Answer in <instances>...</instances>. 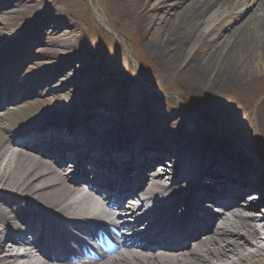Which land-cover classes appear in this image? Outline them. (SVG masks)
I'll use <instances>...</instances> for the list:
<instances>
[{
	"label": "bare ground",
	"instance_id": "6f19581e",
	"mask_svg": "<svg viewBox=\"0 0 264 264\" xmlns=\"http://www.w3.org/2000/svg\"><path fill=\"white\" fill-rule=\"evenodd\" d=\"M230 1L232 6L237 4L232 14L243 13L234 25V21L228 23L231 28L227 36L223 34L229 36L227 40L225 37L226 41L221 42L220 36L215 37L212 47L197 62V73L206 86L223 79L227 82L231 65L249 46L264 48V0H166L164 5L155 0L152 3L156 6L150 8H155L158 14L155 20L162 22L171 12H176L172 23L178 26L171 28L170 33L177 35L175 32L182 31L180 23L184 26L187 23V16L188 20L194 19L204 11L224 8ZM3 13L0 7V18ZM182 13L185 18L180 21ZM215 15L201 20L209 26L219 18ZM212 30L202 32L211 34ZM178 44L181 45L179 58L186 45L183 41ZM16 87L5 93L15 91ZM57 93L54 99L62 104L45 97L44 92L10 103L0 99V264H264V173L255 175L252 165L239 159L238 154L221 152L218 143L226 141L223 136L206 130L195 121L196 114L191 113L192 119L184 115L181 121L173 122L174 131L169 137L160 136V140L158 126L164 118L159 116L158 106L153 103L142 108L128 106L112 92L99 97L102 108L106 111L110 108V112L98 113L90 125L89 118L75 115L78 110L66 116L65 112L75 107L77 101L70 97V102H64L63 95ZM138 109L141 112L136 114ZM124 113L123 119L116 120L115 115ZM107 116H112L115 122L106 124ZM138 120L142 127L135 124ZM61 126L65 129L56 136L55 131ZM23 133L30 134L25 137ZM113 135L122 145L133 149L116 167L111 161L121 154L109 144ZM149 138L150 142H145ZM82 139L85 144L80 150ZM140 149H145L143 158L139 156ZM98 153L103 154L100 159ZM109 157L112 158L108 160ZM137 160H141L136 172L137 187L128 185L125 191L121 190L116 179L124 174L122 169L133 170ZM201 162L203 176L217 181L226 204L219 205L216 192L210 193L208 204L199 196V191L206 190L196 187L198 178L192 172H199ZM85 165L89 167L85 169ZM257 166L264 168L262 164ZM144 170H148V175ZM92 175L97 176L96 181ZM188 176L195 181H187ZM95 184L101 190L108 189L113 207L102 206L103 196L95 194ZM210 185L211 182L203 186ZM176 196L194 210L190 211L186 225L173 234L167 227L171 224L169 209L175 205ZM128 198L139 201V205L131 202L127 212L117 213L116 209L124 207ZM138 209L143 213L133 224L122 221L123 214L132 217ZM79 215L99 220L112 246L101 250L96 243L79 240L71 234V229L83 232L84 226L80 224L82 228H79L67 216ZM207 220H211L212 228ZM211 229L212 233L207 235ZM184 233L193 236L190 243L183 242L187 238ZM154 234L155 239L146 245L148 240L144 239ZM30 235H38V239L31 242ZM163 235L174 238L172 244L165 245ZM66 240L76 249V255L67 254ZM20 248H23L21 252ZM90 251L97 254L89 256Z\"/></svg>",
	"mask_w": 264,
	"mask_h": 264
},
{
	"label": "rangeland",
	"instance_id": "374dc122",
	"mask_svg": "<svg viewBox=\"0 0 264 264\" xmlns=\"http://www.w3.org/2000/svg\"><path fill=\"white\" fill-rule=\"evenodd\" d=\"M153 1L0 0V7L5 11L0 18V46L7 42L4 58H0V80L6 83L1 86L2 90L5 92L9 89L14 78H17L26 83L16 95H9L11 101L21 95L30 97L41 92L45 97L53 98L55 103L62 104L59 99H54L57 92L63 95L61 100L64 102L80 98L87 100L83 104L78 103L80 109L73 107L69 110V115L78 110V114L75 113L78 116L107 115L110 108L107 111L102 108L99 97L111 94L109 92L116 93L128 106L139 105L142 108L153 103L158 106L159 116L166 118L164 129L162 124H158L159 132H164V136L169 134L172 122H179L184 115L191 119L192 112L188 106H176L166 97L171 99V96H177L179 102L186 98L198 116L204 117L210 112L217 115L214 126L200 118L197 122L215 134L224 135L225 138L229 135L240 139L241 143L251 144L263 156L264 48L249 46L245 52H241L231 65V76L227 82L223 79L218 84L206 86L205 80L197 73V62L212 47L214 40H217L215 37L220 36L223 42L227 30L231 28L228 23L234 20V25L243 11L228 16L237 6H232L233 1H230L224 8L204 11L195 15L194 19L191 17L188 20L189 17L185 18V13H182L180 21L185 18L187 23L184 26L181 22L182 31L172 35L170 29L178 26L172 23L176 19V12L167 15L163 22L156 21L158 14L154 12L155 8L150 9L156 6ZM156 1L164 5L166 0ZM90 5L95 11H100L106 23L98 20ZM221 11H224L222 18L219 17ZM213 15L219 18L209 26L201 20H208ZM115 29L119 33V40L113 33ZM210 29L211 34L202 32ZM180 41H183L186 49L178 58ZM129 48L141 61V74L133 71L131 75L127 71L131 59L124 56V51ZM171 57H175V60H170ZM132 64L135 65V62L132 61ZM140 75L165 90L167 96H156L155 90L148 88ZM70 97L73 99L70 100ZM140 112L139 109L136 114ZM124 114L115 116L123 119ZM110 117L107 116L106 123L112 122ZM126 123L131 121L126 120ZM157 136L160 138L161 135L157 133ZM116 144H120V141ZM218 144L221 152L234 151L226 141H219ZM259 171L264 173L262 169ZM203 196L206 197V194Z\"/></svg>",
	"mask_w": 264,
	"mask_h": 264
}]
</instances>
